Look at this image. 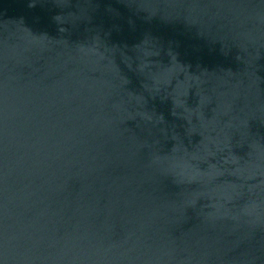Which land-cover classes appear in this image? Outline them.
Here are the masks:
<instances>
[{
	"label": "water",
	"instance_id": "water-1",
	"mask_svg": "<svg viewBox=\"0 0 264 264\" xmlns=\"http://www.w3.org/2000/svg\"><path fill=\"white\" fill-rule=\"evenodd\" d=\"M0 264H264V0H0Z\"/></svg>",
	"mask_w": 264,
	"mask_h": 264
}]
</instances>
